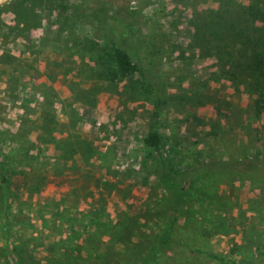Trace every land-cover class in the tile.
Returning a JSON list of instances; mask_svg holds the SVG:
<instances>
[{
  "label": "rangeland",
  "instance_id": "obj_1",
  "mask_svg": "<svg viewBox=\"0 0 264 264\" xmlns=\"http://www.w3.org/2000/svg\"><path fill=\"white\" fill-rule=\"evenodd\" d=\"M20 1L0 3V264H14L13 256L21 264H102L76 251L88 243L100 254L117 249L108 233L118 232L121 218L136 245L139 234L149 243L162 235L172 202L158 186L165 164L183 171L232 158L264 162V113L252 118L242 88L218 78L216 58L191 46L198 17L211 9L239 13L237 3L51 0L35 5L41 26L20 28L6 12ZM136 14L145 20L143 39L156 43L157 100L139 92L137 75L107 83L93 62L104 57L107 28L131 43L134 35L114 19ZM44 113L52 121L42 122ZM150 133L160 136L158 149L144 145ZM191 187L199 200L184 211L200 228L214 222L211 252L259 248L254 258L264 264V186L200 174ZM168 247L163 255L185 253Z\"/></svg>",
  "mask_w": 264,
  "mask_h": 264
},
{
  "label": "trees",
  "instance_id": "obj_2",
  "mask_svg": "<svg viewBox=\"0 0 264 264\" xmlns=\"http://www.w3.org/2000/svg\"><path fill=\"white\" fill-rule=\"evenodd\" d=\"M231 1L241 8L239 13L211 9L205 16L196 19L191 46L202 52H209L216 58L218 78L227 77L234 87L242 88L250 98V116L259 118L264 113V0H250L246 5H241L238 0ZM48 2L51 0H21L18 8L6 10V5L2 8L13 14L17 24L22 25L15 27L32 28L35 27L40 14V11L37 13L32 9L35 5L43 6ZM114 22L123 28L124 33L134 35L131 43H126L115 30L107 28L104 32L103 47L99 49L104 57H98L93 62H100L104 81L107 83H118L127 76L137 75L139 92L144 94L146 90L157 100L162 91L161 86L154 83L152 74L154 55L157 53L156 48L154 49L156 43L151 37L143 39L144 35L140 28L145 20L136 14L134 17L115 18ZM72 44L74 47L77 46L75 43ZM143 49L145 56L142 55ZM41 120L49 122L52 121V117L49 113H44ZM160 141L157 133H150L143 143L147 147L158 149ZM86 151L91 154L89 147ZM0 167V184L4 185L5 167L4 165ZM200 174H235L250 183L264 186V162L260 160L243 157L222 162L209 161L195 164L183 171L172 169L165 164L163 171L157 176L158 186L172 202L170 210L164 215L165 223L158 240L149 243L139 234L136 236L137 240L144 243L134 244L127 230L129 224L122 222L125 218H121L117 225L118 232L108 233L114 236V242L111 244L113 246L117 244V249L111 246L100 254L91 248V243H88L86 249H77V257L81 252L86 254L88 250L90 252L88 254L91 255L92 252L94 258L102 264H166L160 262L161 257L174 264H194L196 260L199 261L196 264H258L254 254H259V248L251 251L242 246H235L228 252V256L212 253L209 238L214 233V222L207 221V227L200 228L197 222L185 214L184 207L193 200H199L200 195L197 190L192 189L191 183ZM180 220L182 223L179 227L177 222ZM105 227L106 230L111 228L109 225ZM171 244L184 249V255L177 249H168L171 250V254L163 255V249L169 248ZM13 251L15 254L16 249ZM13 258L14 264H21L20 258L14 256Z\"/></svg>",
  "mask_w": 264,
  "mask_h": 264
},
{
  "label": "crops",
  "instance_id": "obj_3",
  "mask_svg": "<svg viewBox=\"0 0 264 264\" xmlns=\"http://www.w3.org/2000/svg\"><path fill=\"white\" fill-rule=\"evenodd\" d=\"M33 11H35V12H39V10H36V8H34V9H32ZM37 21H38V19H37ZM14 22H16L15 20H14ZM13 26H22L21 24H17V23H15V24H13ZM36 27H39V26H41V24L40 25H35Z\"/></svg>",
  "mask_w": 264,
  "mask_h": 264
},
{
  "label": "clouds",
  "instance_id": "obj_4",
  "mask_svg": "<svg viewBox=\"0 0 264 264\" xmlns=\"http://www.w3.org/2000/svg\"><path fill=\"white\" fill-rule=\"evenodd\" d=\"M3 2V0H0V3H2Z\"/></svg>",
  "mask_w": 264,
  "mask_h": 264
}]
</instances>
